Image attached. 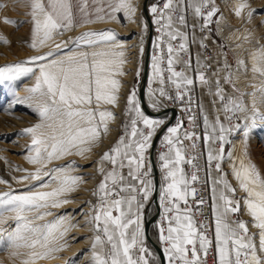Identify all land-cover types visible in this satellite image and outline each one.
<instances>
[{"label":"snow or ice","instance_id":"1","mask_svg":"<svg viewBox=\"0 0 264 264\" xmlns=\"http://www.w3.org/2000/svg\"><path fill=\"white\" fill-rule=\"evenodd\" d=\"M27 6L32 22L29 47L33 50L76 28L117 21L116 14L122 12L125 20L142 28L141 57L145 52L148 25L137 17L138 7L133 0H27ZM145 8L158 34L152 41L147 81L149 107L159 111L163 100L171 101L185 113L188 124L177 119L169 126L163 116L152 118L142 110L135 87L126 94L122 134L94 162L101 179L91 192L95 202H87L89 211L84 214L85 226L93 234L91 264H208L209 255L213 264H264V175L246 151L249 131L258 121L264 124V113L256 107L257 93L264 103V46L250 56L253 78H262L261 83L251 85L253 92L244 93L235 81L249 71L245 59L237 58L234 68L225 59L223 67H217L211 76L205 71L211 64L203 62L199 53L195 68L190 59L187 14L191 12L202 21V31L208 30L219 11L214 0H162V6L146 3ZM245 9H249L250 19L254 13L246 0L235 5V16L241 17ZM4 23L15 21L5 19ZM203 39L207 37L202 38L200 48L206 50ZM192 42H196L195 36ZM184 54L189 58L185 59ZM127 62L124 42L115 31L103 29L69 35L47 52L0 68L2 80L35 78L34 85L26 89L28 95L18 98V102L30 103L39 116L38 123L23 130L31 138L25 159L35 171L16 168L26 174L13 178L17 183H36L26 185L27 191L23 192L11 185L7 191H0V242L6 241L10 257L19 259L20 264L56 258L55 254L68 246V233L79 226L64 216L36 223L53 215L50 209L71 203L69 194L87 183L85 178L70 174L74 168L71 162L49 165L72 155L87 159V154H94L93 149L102 146L112 130L110 124L116 120L111 108L119 106V77L127 75ZM178 65L182 66L180 70ZM135 76L140 78V69ZM197 82L212 95L215 118L196 99ZM225 85H230L236 95L229 93ZM245 95L252 97L251 113ZM201 123L202 135L197 131ZM158 133H162L159 147L164 149L157 152L159 260L148 246L145 220L149 202L157 192L151 149ZM234 134H242L245 146L238 157L234 149L226 147ZM201 139L203 152L199 150ZM229 174L236 187L230 183ZM0 184L8 182L0 179ZM209 189L210 205L200 195ZM237 190L244 195L238 197ZM205 207H210L211 219L205 215ZM242 210L251 218L249 222L236 215ZM9 219L14 227H3ZM249 224L256 233L250 231Z\"/></svg>","mask_w":264,"mask_h":264},{"label":"bare ground","instance_id":"2","mask_svg":"<svg viewBox=\"0 0 264 264\" xmlns=\"http://www.w3.org/2000/svg\"><path fill=\"white\" fill-rule=\"evenodd\" d=\"M15 1H20V0H1L0 1V37L4 38L3 40H0V53L5 54L8 49H13L18 52H21V54L17 55V61L7 62L5 63L3 67H9L17 63L26 62L29 60L30 57L37 55L38 52L49 51L51 48L54 47L55 43L61 42V40L64 38H67V36L69 35L75 36L85 30H103L105 28H111L116 32L118 38L122 42H124L125 49H126V57L128 60V62L124 65V71L127 73V75L119 77L121 84H122V87L120 89L121 99L119 101V106L111 108L112 111L113 109H115V111L113 112L115 113V116H116V120L110 124V128L112 129L111 132L106 137H104L102 146L96 147L93 149L94 154H87L88 155L87 159L82 158L77 155H72V156H66L60 160H55L53 161L51 165H49V167H54V166H60V165H67L69 162H71L74 164V168L70 174L74 176H80L82 172L80 170L81 167L77 163V160L78 161H84V160L89 161L90 160L93 162L92 163L93 168L97 169L98 166L94 162L99 159L98 158L99 150L103 148V146L107 143V140L109 139L110 135H112L116 130L115 125L118 122V119H119L118 117L121 111V107L123 106L126 92L130 86L132 77L135 74V69L137 66L136 61H137V58L140 57L139 37L141 35L142 29L138 31L140 26H138L137 23H131L125 20L123 13L121 12V13L116 14L118 18L117 21L97 23L95 25H89L86 28H76L71 33H65L64 37L57 36L54 41H49L48 44H46L44 47L39 48L38 50H33L32 48L29 47L32 41L31 18H30V29L27 35H23L20 32L13 33L11 31V28L9 27L12 24L4 23L5 19L11 20L10 16H13V15H11V9L8 10V6H12ZM220 1H221V5L223 6L224 12L221 13L217 18V21H216L217 31L221 36H225L231 51L236 55V57L243 58L248 62L249 71L246 74H241L240 78L235 81V84L238 86V88L241 89L242 92L251 93L255 90L251 85L259 86L261 83V79H262L258 76L255 79L253 78L254 74L250 70L251 69L250 56L253 51L258 50L262 46H264V0H246L247 4L249 5L250 10H252L254 13V15L250 19L247 16V12L249 11V9H245L241 17H237L234 14L235 5L241 2V0H220ZM141 2L142 0H133V3H135L138 7V11L136 14L137 17H142V20L144 21L142 13H141ZM29 11L30 9L28 7L27 11H25L26 14L29 15ZM23 13L24 12H21V14ZM147 14L151 21L152 35H151L150 46H149V55H148V60H147L146 80H145V85H144L143 98H144L146 107L152 112H157V111L151 110L150 107H148L149 98L146 92L147 81H148V76H149V64L151 61L150 57H151V52H152V41L154 38V26L152 24L150 13L148 11H147ZM230 15H231V18L229 19ZM123 36H128V37H123ZM145 37H146V33H144V43H145ZM4 40H6L7 43H4ZM237 45H239V47H237ZM23 77L25 76H19L18 78L14 80H10V81L0 79V131H3L2 133L4 134H7V132H9L6 130V128L22 130V129L28 128L29 126H34L36 123L39 122V116L33 110V106L30 103L28 102L19 103L18 102V98H23L26 95H28V93L26 92V89L24 88V84H21L22 83L21 79ZM27 77L29 78V80L27 81V85H30V87L33 86L35 83V78L31 76H27ZM244 99H245V103L249 107V113H251L252 97L245 95ZM175 106H169L165 109L171 108L173 110L174 109L178 110V108ZM256 107L261 113H264V103L260 102L259 93H257ZM175 115H176V111H175ZM242 115L243 114H241V116ZM162 116L165 119H167L169 117V112H167L166 116L165 114H163ZM170 126H172V124ZM249 134H251V136H248L247 145L250 141V138L251 137L254 138V135L260 138L261 141L264 143V124L258 121L257 125L249 131ZM242 141H243L242 134H238L231 144L230 149H234L233 154L236 157L240 156L241 152L245 150V146L242 143ZM27 155H28V151H27ZM3 159L4 157L2 153H0V179L6 180L8 184H0V191H7L8 186L11 185L12 189H14L15 191L23 192V191H27L26 185L31 184V183H36L32 181H26L24 183H17L16 180L13 179L14 177L19 178L26 174L25 172L15 171L14 169L21 168V169H25L27 172H34L35 166L29 164L27 161H26V165L24 166L16 165V164L13 165L9 162L3 161ZM154 161H155V166L157 170V179H158V187H159L158 168H157L155 159ZM96 173L97 172H95V174ZM231 179L236 184V181L232 178V176H231ZM93 181L94 179L92 177L89 178L87 180V183H82L83 186H81L82 184H80L78 189L80 190L85 189L86 186L89 185ZM40 190L47 191L50 189H40ZM74 192L70 193L68 197L72 201L71 203L65 204L57 209H50L53 215L45 217L44 220H38L36 221V223L43 224L45 222L52 221L57 217L64 216L66 219H70L73 224L78 225L81 219H79L78 221H75L77 220L76 218L77 214L73 211V209H71V206L75 207L74 205L75 201L73 200H76V197H73V198L70 197L76 194ZM241 195H244V194L242 193ZM157 203H158V212L155 218V225H154L155 232L152 233V231H150L149 236L155 243L158 244L153 234L156 235V232H157L156 220L158 218L159 210H160L159 209V192H158V197H157ZM69 207L71 211H68L66 213L62 212V214H59L61 211ZM152 213H153V208L152 206H150L147 209V213L145 217H147L148 215H151ZM243 214L249 220H251V218L245 213V211H243ZM210 217H211V212H210ZM3 227L5 228L14 227V221L9 219L7 223L3 225ZM74 229L75 228H73L68 233V237H67L68 246L62 252L56 253L55 254L56 258L40 260L38 261V264H53V263L70 264V262L71 264H80L79 261H75L76 256H73L75 254L74 250H77V244L74 243V240L72 239L73 237L74 238L76 237V233H77V232L76 233L72 232ZM255 231L257 230L255 229ZM149 248L152 249L150 246ZM0 264H20L19 259H13L10 257L9 251L6 248V241L0 242Z\"/></svg>","mask_w":264,"mask_h":264},{"label":"rangeland","instance_id":"3","mask_svg":"<svg viewBox=\"0 0 264 264\" xmlns=\"http://www.w3.org/2000/svg\"><path fill=\"white\" fill-rule=\"evenodd\" d=\"M1 1V0H0ZM215 5L217 6V8L219 9L218 13L216 14V16L213 18V22L209 25V29L208 30H201V24L202 21H198L194 18V16L192 15L191 12H189L187 14V24L188 27L185 29L187 35H188V43H189V53H190V59L191 61L193 60L192 55L195 53H198L203 57L205 56V59H207L208 61L205 62V60H203V62L205 63H210L211 67H212V71L215 70L217 67H223L224 65V60L227 59V61L233 66V68L235 67V63H236V55L231 51L229 44L225 38V36H221L216 28V21L218 16L224 12L223 10V6L221 5V1L220 0H214ZM153 3H159L162 6V0H150L148 5H151ZM11 9V15L10 19L12 21H15L14 24H12L11 26H9L11 28V31L14 33L20 32L23 35H27L30 29V17L28 14H26L25 11H27L28 7H27V0H20V1H15L13 3L12 6H8V10ZM21 12H24L23 14H21ZM151 20H152V16L150 14ZM231 18V15L229 16V19ZM143 21V20H142ZM143 23H145L143 21ZM193 25H195V27H193ZM154 26V40L156 38V36L158 35L157 32L155 31V25ZM105 29H111V28H105ZM142 29L141 27L138 29V31ZM113 30V29H111ZM114 31V30H113ZM209 37L207 38V40H209V42L206 43V40L203 39V43L205 45L208 46V48L211 51V54L213 55V57L210 56V52L208 51V49L206 48H200V42L202 40V38H204L205 36ZM195 36L196 37V42L193 43L192 42V37ZM123 37H128V36H123ZM178 43V42H176ZM221 45L223 46L221 48ZM152 52H153V48H152ZM21 52H18L16 50L13 49H8L6 51V53H0V68L3 67L5 65V63L7 62H15L17 61V55H20ZM185 55V59L189 58L188 54H184ZM151 58V57H150ZM219 61V64L217 63ZM137 66L135 69V73L137 69L141 70V63H142V57L140 55V57L137 58ZM193 65V64H192ZM179 67L181 68L182 66L178 65L177 66V70L179 69ZM194 67V66H193ZM206 74L208 76H211V73L209 72V69H206ZM211 71V72H212ZM167 73H165V76ZM224 73H221V79L223 77ZM213 79H215V77H213ZM29 80V78L27 76L23 77L21 79L22 83L24 84V88L27 89L30 87V85H27V81ZM139 80V79H138ZM138 80L134 74V76L132 77V81L130 83V86L126 92V94L133 88V87H137V83ZM197 84L198 86V90L196 92V98L198 101H202L204 104V107L206 110H208L211 113V118H215V111L212 108V100L213 97L212 95L209 94L207 87H202L198 82ZM157 85H153V87H156ZM235 86L238 88V86L235 84ZM225 87L227 88L229 93H232L233 95H236V93L232 92V88L230 85H225ZM240 89V88H239ZM241 91V89H240ZM147 92V91H146ZM242 92V91H241ZM245 100V99H244ZM125 102H126V95H125V99L123 102V106L121 107V111L119 114V119L118 122L116 123V130L115 132L110 135L109 139L107 140V143L103 146V148H101L99 150V154H102L103 151H107L113 144L114 142L118 139L119 135L122 134V125L125 122V117L123 115V109L125 106ZM162 105H164L165 108L169 107V106H175L174 104H169V103H165L164 100L162 101ZM177 107V106H175ZM164 108V109H165ZM178 108V107H177ZM113 111H115V109H113ZM117 115V114H116ZM221 119H223V116L221 115ZM235 122V121H234ZM114 126V125H113ZM31 127V126H29ZM7 134L2 133L3 131H0V153H2L4 159L3 161L5 162H9L13 165H26V155H27V151H28V146L31 143V138L29 135L24 133V129H10V128H6ZM200 130L203 133V125L201 123L200 126ZM238 134H234L233 136L230 137L231 141L233 142V140L237 137ZM249 136H251V134H249ZM230 143L229 145H227L226 147L228 149H230L231 147ZM246 151H247V156L248 159H250V161L256 165L258 171L264 175V143L261 141L260 138L256 137L254 135V138H250V141L248 143V145H246ZM204 151V149H203ZM99 158V155H98ZM205 159H206V153H205ZM78 165L81 167V174L80 176H82L83 178L86 179V181L89 178H93L94 181L91 182L89 185L86 186L85 189L80 190L77 189L74 193H76L73 196H70L71 198L76 197L74 205L75 207L71 206V209H73V211L77 214V220L81 219L78 223L79 227L75 228L72 232L76 233V240H74V243L77 244V250L75 251V254L73 256H76L75 261H79L80 264H91L90 261V241H91V237H92V232L89 231L88 227L85 226V213L89 211L88 208V201H92L93 203L95 202V198L91 195L92 190L98 185L101 176L95 172L96 169L93 168L92 166V161H78L77 160ZM110 167V166H109ZM224 168L226 171H228V166L225 164ZM228 179L230 181V183H232L233 187H236V184L234 183V181L231 179V176L229 174ZM83 186V184L81 185ZM242 192H239L237 190V196H243L241 195ZM209 203L211 204V198H210V189H209ZM70 207L66 208L65 210L61 211L59 214H62V212H68L71 211ZM236 215L239 216L240 219L249 222L250 220L243 214V211H241L240 213H237ZM233 218H236V216L234 215ZM250 227V231L253 233H256L257 231H255L254 228ZM155 232V231H154ZM152 231V233H154ZM74 235V234H73ZM72 236V235H71ZM4 246V245H3ZM53 264H57V263H53Z\"/></svg>","mask_w":264,"mask_h":264},{"label":"water","instance_id":"4","mask_svg":"<svg viewBox=\"0 0 264 264\" xmlns=\"http://www.w3.org/2000/svg\"><path fill=\"white\" fill-rule=\"evenodd\" d=\"M149 1L150 0H142V2H141V13H142L144 22L148 25V31L146 32L145 43H144L145 52L142 56L141 76L138 80L136 89L138 92V98L141 100V103H142V110L145 111V113L148 114L152 118H159L163 114L169 112V117L166 119V122L170 126L174 117H175V111L173 109L169 108V109H162V110L157 111V112H152L146 107L145 102H144V98H143V91H144V85H145V80H146L147 60H148L149 46H150V40H151V35H152L151 21L149 19V16L147 14V10L145 8V4L146 3L148 4ZM161 134L162 133H158V135L154 138L153 148L151 149V160H152V163L154 166L153 175L155 177V182L157 184V192L151 198L149 205H148V207L152 206L153 213L151 215H148L147 217H145L148 244L152 248V250L155 251L157 260L160 259L162 252L159 250L160 249L159 245L157 243H155L150 238L149 234H150V231L154 232L155 218H156V215L158 212L157 197H158V188L159 187H158V179H157V170H156L155 161H154V159H155L154 151H155L156 143H157L159 137L161 136ZM148 207H147V209H148Z\"/></svg>","mask_w":264,"mask_h":264},{"label":"built area","instance_id":"5","mask_svg":"<svg viewBox=\"0 0 264 264\" xmlns=\"http://www.w3.org/2000/svg\"><path fill=\"white\" fill-rule=\"evenodd\" d=\"M173 43H176V42H173ZM195 96H196V93H195ZM164 102L165 103L174 104L173 102L168 101V100H164ZM174 105H176V104H174ZM176 106L178 107V110L174 109L176 111V115H175V117H174V119H173L171 124L174 125L176 123L177 119H182L184 125L187 126V124H188L187 116L185 115L184 112H182L181 108L178 105H176ZM194 111H195V109H194ZM197 131L200 132L201 135L203 134L202 131L200 130V128H198ZM199 144H200V149L199 150L203 152L204 146H203L202 139L199 142ZM159 145H160V142L158 141V143L155 146V151H154L156 158H157V152L164 150V149H161L159 147ZM198 159H200V157H198ZM156 161H157V159H156ZM185 167L187 168V165H185ZM201 176L203 177V173H201ZM200 195L204 196L205 199L208 200V203H209V190H205V191L201 192ZM209 205H210V203H209ZM205 215L209 216V219H211V217H210V207H205ZM233 219H235V218H233ZM208 264H213V260H212V256L211 255H209V257H208Z\"/></svg>","mask_w":264,"mask_h":264},{"label":"crops","instance_id":"6","mask_svg":"<svg viewBox=\"0 0 264 264\" xmlns=\"http://www.w3.org/2000/svg\"><path fill=\"white\" fill-rule=\"evenodd\" d=\"M205 36V35H204ZM205 37H207V36H205ZM207 38H209V37H207ZM210 39V38H209ZM153 40H154V38H153ZM204 40H206V43L207 42H209V40H207V39H204ZM210 40H212V39H210ZM208 44V43H207ZM153 48V47H152ZM207 49H208V51L210 52V56L211 57H213V55L211 54V51H210V49L208 48V46H207ZM152 53L153 52H151V55H152ZM199 53V52H198ZM198 53H195V54H193L192 55V64H193V68H195V66H196V60H197V55H198ZM151 59V58H150ZM213 59H214V57H213ZM203 60H205V62L206 61H208L207 59H205V56L203 57ZM215 60V59H214ZM181 68L179 67V69L178 70H180ZM212 67L211 68H209V72L212 74ZM150 73H151V61H150V64H149V75H150ZM198 84L196 83V85H195V93L197 92V90H198ZM146 91L148 92V84H147V88H146ZM149 107V106H148ZM165 107H164V105H162V107L159 109V110H161V109H164ZM151 110H153L152 108H150ZM153 111H156V110H153ZM161 137V138H160ZM159 137V142L161 141V139H162V135ZM157 158H156V156H155V160H156ZM156 165H157V161H156ZM157 168H158V166H157ZM158 174H159V183H160V173H159V170H158ZM159 218H160V210H159V215H158V218H157V220H156V223L159 221ZM154 235V237H155V239L157 240V236L155 235V234H153Z\"/></svg>","mask_w":264,"mask_h":264}]
</instances>
